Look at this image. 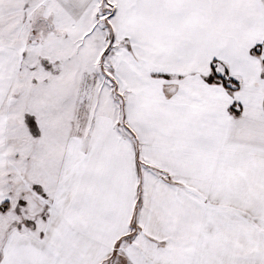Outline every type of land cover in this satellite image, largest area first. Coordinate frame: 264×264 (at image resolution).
<instances>
[{
	"label": "snow or ice",
	"instance_id": "snow-or-ice-1",
	"mask_svg": "<svg viewBox=\"0 0 264 264\" xmlns=\"http://www.w3.org/2000/svg\"><path fill=\"white\" fill-rule=\"evenodd\" d=\"M0 264H264V0H0Z\"/></svg>",
	"mask_w": 264,
	"mask_h": 264
}]
</instances>
